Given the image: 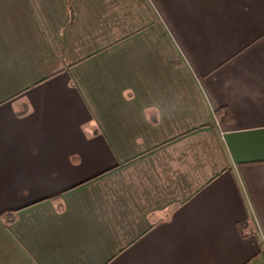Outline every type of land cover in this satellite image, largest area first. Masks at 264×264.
Here are the masks:
<instances>
[{"label":"crops","instance_id":"0c3cea01","mask_svg":"<svg viewBox=\"0 0 264 264\" xmlns=\"http://www.w3.org/2000/svg\"><path fill=\"white\" fill-rule=\"evenodd\" d=\"M0 264H264V0H0Z\"/></svg>","mask_w":264,"mask_h":264},{"label":"trees","instance_id":"16d2710c","mask_svg":"<svg viewBox=\"0 0 264 264\" xmlns=\"http://www.w3.org/2000/svg\"><path fill=\"white\" fill-rule=\"evenodd\" d=\"M215 115L220 121H230L232 120V114L226 106H218L214 110Z\"/></svg>","mask_w":264,"mask_h":264}]
</instances>
